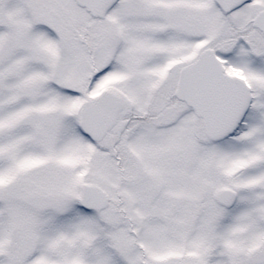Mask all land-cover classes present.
<instances>
[{"label": "snow or ice", "instance_id": "obj_1", "mask_svg": "<svg viewBox=\"0 0 264 264\" xmlns=\"http://www.w3.org/2000/svg\"><path fill=\"white\" fill-rule=\"evenodd\" d=\"M0 264H264V0H0Z\"/></svg>", "mask_w": 264, "mask_h": 264}]
</instances>
